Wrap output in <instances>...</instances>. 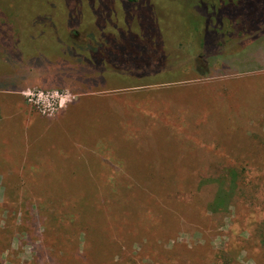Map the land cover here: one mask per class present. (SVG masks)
I'll use <instances>...</instances> for the list:
<instances>
[{"label": "rangeland", "instance_id": "rangeland-1", "mask_svg": "<svg viewBox=\"0 0 264 264\" xmlns=\"http://www.w3.org/2000/svg\"><path fill=\"white\" fill-rule=\"evenodd\" d=\"M0 264H264V0H0Z\"/></svg>", "mask_w": 264, "mask_h": 264}, {"label": "trees", "instance_id": "trees-1", "mask_svg": "<svg viewBox=\"0 0 264 264\" xmlns=\"http://www.w3.org/2000/svg\"><path fill=\"white\" fill-rule=\"evenodd\" d=\"M129 3H135L137 0H127ZM32 33H38V32H30V33H25L24 35L26 36V35H31ZM39 34H37V35H35V37H37ZM41 36H42V40H44V41H46V42H48L49 44L51 43V44H53V45H60V42H57V40H56V38L54 37V38H52L53 39V41L52 40H50L48 37H47V35L45 36L44 35V33H42L41 34ZM35 37H33L34 39H35ZM33 38H32V40H33ZM52 41V42H51ZM32 45V44H31ZM29 46H30V44H29ZM177 92V91H176ZM180 92V91H179ZM80 104V103H79ZM78 104H76L75 106H77ZM75 106H72L71 108H73V107H75ZM71 110V109H70ZM69 110V111H70ZM69 111H67L66 112V115L68 114V112ZM162 110H158V111H156V114H158V116H156L154 113H148L146 116H149V120L150 121H152V123H153V125H154V123H156V121H158L159 123H162V124H165L163 121H162V118H163V116H161V114H162ZM164 113V112H163ZM136 114V113H135ZM137 114H139V115H143V114H145L144 112H141V113H138L137 112ZM65 115V116H66ZM142 119H145V118H142ZM171 119V118H170ZM157 124V123H156ZM155 124V125H156ZM178 125V124H177ZM152 126V125H151ZM179 127H180V125H179ZM178 127V128H179ZM42 131L44 130V128H42L41 129ZM48 130V129H47ZM220 201V200H222V197H221V195L220 194H218V196H217V201Z\"/></svg>", "mask_w": 264, "mask_h": 264}, {"label": "crops", "instance_id": "crops-1", "mask_svg": "<svg viewBox=\"0 0 264 264\" xmlns=\"http://www.w3.org/2000/svg\"><path fill=\"white\" fill-rule=\"evenodd\" d=\"M65 115H66V112L63 114V116H62V117H64ZM62 117H61V118H62Z\"/></svg>", "mask_w": 264, "mask_h": 264}, {"label": "built area", "instance_id": "built-area-1", "mask_svg": "<svg viewBox=\"0 0 264 264\" xmlns=\"http://www.w3.org/2000/svg\"><path fill=\"white\" fill-rule=\"evenodd\" d=\"M28 94H31V93H28Z\"/></svg>", "mask_w": 264, "mask_h": 264}]
</instances>
